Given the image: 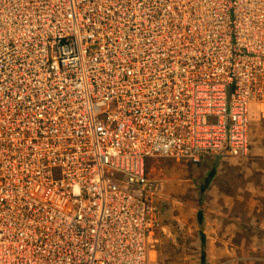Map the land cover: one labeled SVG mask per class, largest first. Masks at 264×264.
Returning <instances> with one entry per match:
<instances>
[{
  "label": "built area",
  "instance_id": "obj_1",
  "mask_svg": "<svg viewBox=\"0 0 264 264\" xmlns=\"http://www.w3.org/2000/svg\"><path fill=\"white\" fill-rule=\"evenodd\" d=\"M264 0H0V264H149L150 159L244 158Z\"/></svg>",
  "mask_w": 264,
  "mask_h": 264
},
{
  "label": "crops",
  "instance_id": "obj_2",
  "mask_svg": "<svg viewBox=\"0 0 264 264\" xmlns=\"http://www.w3.org/2000/svg\"><path fill=\"white\" fill-rule=\"evenodd\" d=\"M234 160L236 159L219 161ZM205 163L200 167L209 168L211 164L207 161ZM215 166L218 164H214V168ZM212 173L214 175V172ZM221 173L224 174V171ZM160 174L161 172L153 169L148 171V177L163 188L160 191L162 197H156L155 201L157 227L149 239V264H236L245 259L241 256L243 255L241 251H246L244 248L246 245L240 243L238 247L235 239L247 235L245 231L252 234L259 232L262 241L257 245L251 239L252 246L250 245L247 251L259 253L258 250L263 249L261 247L264 244L261 243H264V221L255 220L260 211V202L264 201V181L239 180L237 191L229 193L227 186L219 187L218 184H214L213 176L207 177L206 184H212L213 189L212 193L207 194L209 197L207 205L215 207L214 210H209L204 206L199 208L197 204H189L191 199L187 196L190 193L194 197H201V190L206 191L207 188L199 190L198 187H193L198 186L197 182L185 179L189 176H183L179 185H183L184 193L173 194L178 181L173 183V190L167 179L162 182L158 180ZM256 259L261 261L259 256H256Z\"/></svg>",
  "mask_w": 264,
  "mask_h": 264
},
{
  "label": "rangeland",
  "instance_id": "obj_3",
  "mask_svg": "<svg viewBox=\"0 0 264 264\" xmlns=\"http://www.w3.org/2000/svg\"><path fill=\"white\" fill-rule=\"evenodd\" d=\"M258 115L260 114L256 112L255 110V113L250 118V123H249L250 149L246 157L241 158V159H236L232 162L231 161L220 162L219 160L222 158L214 157L213 159H211L209 156V157H206L207 159H204L197 165L183 163V162H180L179 164L172 160L150 159L147 161V164H146L147 175L150 169L161 172L160 179L158 180L162 182L164 179H167L168 183H170L169 186L172 189H173V183L175 181H178L177 188L175 189V191L172 192L173 194L175 192L184 193V189H183L184 187L183 185H179V181L183 178V176H189L188 178H185V179H189L192 182L198 183V186L193 185V187H198L199 190L204 187L207 188L206 191L201 190L202 192L201 197L200 196L194 197V195H191L190 193H188L187 196L190 197L191 199L189 204H197L199 208H203L204 206L205 209L209 208V210H214L215 209L214 206L209 207L207 205V201L209 200V197L207 194L213 192V189L211 188L212 184H209V185L206 184L207 177L213 176L214 184H218L219 187L227 186L229 193L237 191L236 187L237 185H239V182H238L239 180L245 181L247 179L248 180L255 179L256 181H258L259 179H261L262 181H264V172H263L264 170V118L260 116L258 117ZM205 161L211 164L209 168L200 167L201 165L206 164ZM214 164L216 165L218 164V166H215L214 168ZM191 166L194 168H192ZM222 171H224V174L221 173ZM212 172H214V175ZM211 173L212 175H210ZM157 189L158 191L163 190V188L160 186H158ZM259 210H260L259 214L257 215V218L255 220L257 222L261 220L264 221V201L260 202ZM245 232H246L245 234L247 235H241L240 239H235V242L238 244V247L240 246V243H243L246 245L244 246V248H246V251L245 250L241 251L243 254L241 256H244L245 259H241L236 264H264V246L261 247L263 249L258 250L259 253H252V251L250 252L247 251L250 245L252 246V244H250L251 239L254 240L255 241L254 244H257V245L260 242H262L260 239L261 234L259 232H254L253 234L250 231H245ZM261 244H264V243H261ZM256 256H259L261 261H258L256 259Z\"/></svg>",
  "mask_w": 264,
  "mask_h": 264
},
{
  "label": "trees",
  "instance_id": "obj_4",
  "mask_svg": "<svg viewBox=\"0 0 264 264\" xmlns=\"http://www.w3.org/2000/svg\"><path fill=\"white\" fill-rule=\"evenodd\" d=\"M202 189H204V188H202Z\"/></svg>",
  "mask_w": 264,
  "mask_h": 264
},
{
  "label": "bare ground",
  "instance_id": "obj_5",
  "mask_svg": "<svg viewBox=\"0 0 264 264\" xmlns=\"http://www.w3.org/2000/svg\"><path fill=\"white\" fill-rule=\"evenodd\" d=\"M154 255V254H153Z\"/></svg>",
  "mask_w": 264,
  "mask_h": 264
}]
</instances>
